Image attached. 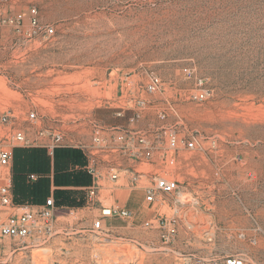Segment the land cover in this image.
<instances>
[{
  "label": "rangeland",
  "instance_id": "1",
  "mask_svg": "<svg viewBox=\"0 0 264 264\" xmlns=\"http://www.w3.org/2000/svg\"><path fill=\"white\" fill-rule=\"evenodd\" d=\"M30 5L52 36L0 23V128L22 129L29 140L8 144L13 198L16 177L46 189L41 145L50 134L77 147L60 152L69 166L54 167V185H70L48 197L49 228L1 237L0 264H190L211 255L264 264V0H11L1 9L26 13ZM153 75L159 85L150 92ZM202 88L208 95L199 101ZM96 127L101 144L112 143L107 128L127 140L136 129L153 150L145 163L123 148L95 151L98 200L129 212L103 218L99 230V204L83 184ZM188 138L194 148L185 147ZM154 175L179 188L148 203Z\"/></svg>",
  "mask_w": 264,
  "mask_h": 264
},
{
  "label": "built area",
  "instance_id": "2",
  "mask_svg": "<svg viewBox=\"0 0 264 264\" xmlns=\"http://www.w3.org/2000/svg\"><path fill=\"white\" fill-rule=\"evenodd\" d=\"M4 1L11 0H0V23L14 25V26H23L25 23L27 25V34L28 36L33 37H42L48 38L53 35V27L49 24L43 23L39 20L37 16L36 8L30 5L27 9V12L24 11L17 12L14 14H4L2 12L1 6ZM198 84L202 85L203 81L198 80ZM159 85L158 78L153 75L149 82L147 83L146 90L153 91ZM208 95L205 88L200 89V92L197 94V99L203 100ZM144 101L138 99L137 106L142 107ZM139 116V113H136V117ZM30 118L35 117V113L31 112L29 114ZM1 123H7L6 116H2ZM3 131V134L0 135V213H6L5 217L1 219L0 216V238L8 237L12 239H23L28 236L33 235L37 230L42 228H49V224L53 218L54 211V201L53 199L47 198L45 203L40 206H31L29 204L16 205L13 201L12 196V170L11 163L13 159V150L12 146L8 144L19 143L22 145H28L29 140L26 138L24 131L19 128H0ZM109 135L111 136V144H101L102 137L100 135V129L96 127L95 133L93 136V144L89 151V157L87 158L86 168L89 174L92 176V184L87 189V197L89 201L98 202L99 204V218H97L92 225V228L95 230L101 229L102 219L108 216H121L126 217L129 215V212L123 208L117 206H106L102 205L101 201L98 200V189L99 183L97 181L99 170L98 165L95 161V151L101 150L102 153L108 155V152H113L118 148H123L124 151L130 150L134 155L135 159L138 160V163L148 162L149 159L153 156L152 147L149 145V142L146 140L144 134L136 129L128 132L130 137L129 140L126 139L127 134L119 130V128L111 127L107 128ZM51 142L46 143L48 147L54 148L57 146H67L69 145L64 141V138L59 133H52ZM177 138L175 135H171L168 141V147L172 150L177 148ZM115 145V146H114ZM186 148H194L195 142L192 138H188L184 142ZM98 147V148H97ZM109 148V151L103 150V148ZM87 151V149H86ZM105 162L109 163V159H104ZM114 167L109 169V177L111 180L117 178V173L113 171ZM140 172V171H138ZM28 180L35 181L38 179V175L35 173H30L27 176ZM179 188V183L173 178L163 177L154 175L153 185L147 186L145 188V201L148 203L161 202V194L173 193ZM164 201V200H163ZM145 225L148 226L149 222H145ZM174 233L175 229L169 227L167 232ZM168 234V233H167ZM167 238V237H166ZM190 264H249L245 261L240 255H227V256H218L211 255L207 257H195Z\"/></svg>",
  "mask_w": 264,
  "mask_h": 264
},
{
  "label": "crops",
  "instance_id": "3",
  "mask_svg": "<svg viewBox=\"0 0 264 264\" xmlns=\"http://www.w3.org/2000/svg\"><path fill=\"white\" fill-rule=\"evenodd\" d=\"M71 147H77V146H73V145H67V146H57L54 148H50L48 147L47 144H42L41 148H43L45 150L46 155L49 157V164H48V170L46 171L48 174V177L50 178L49 182L46 185V189L43 190H39V191H35V190H30L29 188H27V186H25L23 183L22 185L19 182L20 177H16L17 179V185H16V192H15V197L13 198L14 204L16 205H23V204H32L35 206H40L43 205L46 201V198H48L49 196H53V190L54 188H60L59 186H69L70 183H64L63 185L61 183L57 184L55 182V184L57 185V187L54 185V181H53V172H54V167L57 170H61L67 166H69L70 162H68L69 160H65V158H67L65 155L63 156V154H60V152L63 149H67V148H71ZM81 165L85 164V159L83 154H81ZM58 172V171H57ZM30 173H35V172H29ZM27 174V176H28ZM36 174V173H35ZM26 176V178H27ZM88 176V175H87ZM28 179V178H27ZM38 180L35 181H31L32 183L37 182ZM37 184V183H36ZM61 184V185H60ZM84 185L88 187L92 184V176H88L87 180L85 183H83ZM60 195L57 194V192H55V198H59Z\"/></svg>",
  "mask_w": 264,
  "mask_h": 264
}]
</instances>
